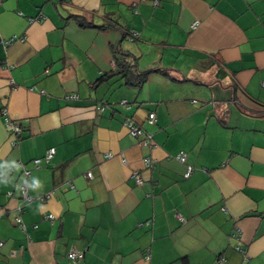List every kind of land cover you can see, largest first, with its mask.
Here are the masks:
<instances>
[{"label": "crops", "instance_id": "obj_1", "mask_svg": "<svg viewBox=\"0 0 264 264\" xmlns=\"http://www.w3.org/2000/svg\"><path fill=\"white\" fill-rule=\"evenodd\" d=\"M14 35L0 42V264H73L72 248L75 264H264V0H0V40ZM122 59L147 79L126 82Z\"/></svg>", "mask_w": 264, "mask_h": 264}, {"label": "built area", "instance_id": "obj_2", "mask_svg": "<svg viewBox=\"0 0 264 264\" xmlns=\"http://www.w3.org/2000/svg\"><path fill=\"white\" fill-rule=\"evenodd\" d=\"M141 1H146V0H141ZM159 3H160V0H153V4L155 6L159 5ZM134 6H137V4L134 5ZM135 11L137 12L136 9H135ZM33 20H34L33 18H30V21H33ZM195 25H197V21H195L193 23V26H195ZM129 37H130L131 40H135V39H137L139 37V33L137 31H132L129 34ZM15 40H18V36L17 35H14V36H12V37H10L8 39H1L0 42L3 43L5 46H9ZM65 98L68 101H77V100L80 99V96L76 92H69V93L66 94ZM122 103L126 104L127 101L123 100ZM100 109L103 110L104 109V105L100 106ZM148 121L150 123H154L156 121L155 113L152 112V113H150L148 115ZM125 124H126L127 128L129 129L130 133L133 136L142 135L144 133L143 129L131 119H127ZM6 129L14 137L13 140H12V143L13 144H17L18 143V138L20 137V135L22 133V130H23L21 123H19L17 121H14V120H11V119H7V121H6ZM148 138H149V136L147 137V139H144V143H149L150 142V140ZM55 153H56V149L54 147L49 148L46 151L45 156L43 158L35 159L33 161L34 167L35 168L40 167L42 165V162H44L45 164L49 163L50 160L54 157ZM177 158L180 161L185 162L186 161V153L180 152L177 155ZM145 162H146V164L148 166L149 165L152 166L151 159L146 158ZM20 164L22 166L23 180L18 185V188L20 189L22 199L25 201L26 204H29L30 202H32L34 200V197L32 195H30L29 191H28V189H29V180H28V178H29V175L31 174V169L27 168L26 165H24L22 163H20ZM193 170H194V167L192 165H188L187 169H186V172H185V176L188 177L193 172ZM87 174H88L89 177H92V173L91 172H88ZM134 176H135V178L137 179L138 182H142V178H141L140 174L135 173ZM50 195H51L50 193H47L42 198L43 199L49 198ZM23 207L24 206L21 205V207L19 208V214L16 217V223L18 225H20L23 228V230L25 231L26 230V226H25V224L23 222V219H22V212L24 210ZM178 216H179L178 217L179 219L183 220L181 215H178ZM47 218L50 219V220H53L55 218V216L53 214H48ZM233 235L239 237L240 236V232L238 231L237 233H234ZM0 246H1V243H0ZM236 249L241 251V252H244V249L242 247L238 246V245L236 246ZM68 257L71 259V261L73 263H77L83 257V253L78 251L77 249L72 248L68 252ZM145 258L146 259H150V250L149 249H147V251H146Z\"/></svg>", "mask_w": 264, "mask_h": 264}, {"label": "trees", "instance_id": "obj_3", "mask_svg": "<svg viewBox=\"0 0 264 264\" xmlns=\"http://www.w3.org/2000/svg\"><path fill=\"white\" fill-rule=\"evenodd\" d=\"M121 62H122V64L120 63L122 66V72L121 73H123V77L125 78L126 82L132 83V84H141L147 79V76L149 75L148 71L138 72V71L132 70V68L125 63V60L122 59ZM86 175L88 176L87 173H86ZM70 261H71V259H70ZM71 263H73V262L71 261ZM73 264H75V263H73Z\"/></svg>", "mask_w": 264, "mask_h": 264}]
</instances>
